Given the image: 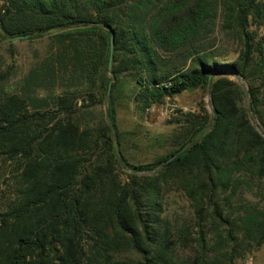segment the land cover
Wrapping results in <instances>:
<instances>
[{"label":"trees","instance_id":"1","mask_svg":"<svg viewBox=\"0 0 264 264\" xmlns=\"http://www.w3.org/2000/svg\"><path fill=\"white\" fill-rule=\"evenodd\" d=\"M263 22L264 0H0V44L47 42L19 80L0 55V186L16 172L0 264H243L263 247ZM196 91L213 113L182 112L173 149L131 163L119 107Z\"/></svg>","mask_w":264,"mask_h":264},{"label":"rangeland","instance_id":"2","mask_svg":"<svg viewBox=\"0 0 264 264\" xmlns=\"http://www.w3.org/2000/svg\"><path fill=\"white\" fill-rule=\"evenodd\" d=\"M259 34L264 36V22L259 29ZM217 36V45L213 50L224 54L229 59H235L237 54L233 44L224 40L219 33ZM46 53L47 42L42 41L9 40L0 44L4 69L11 67L13 69L12 78L15 80L21 79L27 73L38 55L43 57ZM246 86L248 87L247 84ZM208 95L196 91L173 99L166 98L164 104L151 108L145 114L138 113L132 102L127 101L122 104L118 111V126L123 134V151L127 159L134 164H146L169 153L173 149L172 137L175 136L176 122L181 118V113H199L203 104H206L210 112ZM2 166L3 163L0 161V168ZM4 166L6 177L0 186V211L6 209L14 199L12 187L16 180L14 165ZM122 173L123 177H126L129 172ZM173 209L180 211L185 220L190 216L185 213L188 209V202L182 198L177 199ZM243 264H264V246L249 256Z\"/></svg>","mask_w":264,"mask_h":264},{"label":"water","instance_id":"3","mask_svg":"<svg viewBox=\"0 0 264 264\" xmlns=\"http://www.w3.org/2000/svg\"><path fill=\"white\" fill-rule=\"evenodd\" d=\"M29 38H30V35H23V36H17L15 38H12L11 40H27ZM114 46H115V34L112 32V37H111V58H110V62H109V69L110 70H112V68H113ZM233 77L240 83L242 89L244 90L245 94L247 95V99H249V97H248V87L246 86L244 81L242 79H240V78H237L236 75H233ZM111 85H112V83H110L109 94H110V91H111ZM208 96H209V99H210V101H209V109H210V112L213 113V105H212V101H211V95L209 94ZM254 123H255L256 128L259 131V133H261L264 136V129L261 127L260 123H258L257 120H255Z\"/></svg>","mask_w":264,"mask_h":264}]
</instances>
